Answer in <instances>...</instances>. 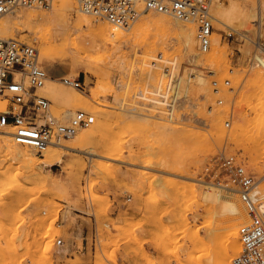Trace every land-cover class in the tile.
<instances>
[{
	"label": "rangeland",
	"instance_id": "1",
	"mask_svg": "<svg viewBox=\"0 0 264 264\" xmlns=\"http://www.w3.org/2000/svg\"><path fill=\"white\" fill-rule=\"evenodd\" d=\"M70 2L73 16L79 15ZM211 5L212 16L215 10L223 22L213 17L212 36H219L221 51L197 66L188 63L174 33L149 32L144 42L82 49L79 33L48 22L11 32L37 50L34 36L40 34L64 47L56 61L39 63L48 80L57 81L58 92L85 98L86 104L69 108L46 97L58 123L78 110L95 121L76 133L85 137L82 146L59 149L52 162L23 164L0 149V264H213L228 224L219 208L238 200L230 187L255 183L264 192V119L256 111L263 98L251 88L264 52V0ZM159 39V46L150 45ZM61 76L80 78L83 90L63 85ZM214 78L229 79L235 89L233 95L223 90L222 105L211 91ZM2 99L0 111L8 104ZM74 139L59 143L69 147ZM215 184L228 186L220 189L225 199L205 201ZM241 216L239 222L243 208ZM78 221L87 222V253L61 259L56 241L65 244ZM129 254L145 260H119Z\"/></svg>",
	"mask_w": 264,
	"mask_h": 264
},
{
	"label": "built area",
	"instance_id": "2",
	"mask_svg": "<svg viewBox=\"0 0 264 264\" xmlns=\"http://www.w3.org/2000/svg\"><path fill=\"white\" fill-rule=\"evenodd\" d=\"M53 1L0 0V17L15 9L48 11ZM72 1L80 13L94 21L104 20L111 26L128 28L145 11L171 16L181 22L193 24L200 53H207L210 49L213 33L210 8L213 0ZM226 36L229 38L232 33L228 32ZM158 65L161 70L166 71L163 61L158 62ZM259 65L264 70V52ZM208 74L214 75L210 72ZM47 79L48 75L39 63L38 50L34 45L17 38H0V97L8 102L7 109L0 111V127H12L14 142L37 152L61 140L72 138L80 129L88 128L95 121L92 113L78 110L67 122L58 123L50 111V100L36 93ZM60 82L76 90H83L84 83L80 78L61 76ZM210 86L212 93L218 96V105L223 104V90L228 95L235 93L229 79L219 81L214 78L210 81ZM230 124L229 113L224 126L229 128ZM252 186L234 188L244 210V217L238 226L240 250L232 258V264H264V195L254 193ZM56 244L60 246L62 240L58 239Z\"/></svg>",
	"mask_w": 264,
	"mask_h": 264
},
{
	"label": "bare ground",
	"instance_id": "3",
	"mask_svg": "<svg viewBox=\"0 0 264 264\" xmlns=\"http://www.w3.org/2000/svg\"><path fill=\"white\" fill-rule=\"evenodd\" d=\"M70 1L71 0H56V3L53 5V7H51V9L48 10V12H44V10L37 11L31 9L30 10L15 9L9 12L8 14H6L8 16L5 19H0V38L11 39L13 38L12 35L13 30H21L22 28H27L30 31H33L35 30V28L39 27L42 23L48 22L50 24L57 26L60 30H67L69 28H72L74 32L79 33L82 40L81 42L82 49H89L99 45L105 46L107 44L126 45L130 43L133 39L143 40L144 42V39L147 38V34H148V38H150L149 32H152V34L153 32H158L161 34L167 32V33H174L179 36L181 43L183 45L185 56L187 57V61L193 66H197L199 63L201 64L200 61H202L201 60L202 58L205 59L206 61L212 60L216 56V54L215 56L213 55V52L221 51L220 38L218 35H213L211 36V48H210L211 50L208 51L206 54L200 53L197 47L196 28L193 26H187L186 24L189 23L181 22L168 15L156 13V15L158 16H150L148 15V13H146L143 16L141 15L140 18L128 28L111 26L104 21H102L98 26H94L93 24L95 21L94 20L91 21L89 17H87L82 13L80 15V12L77 9L76 10L79 12V15L73 16L72 14L73 9L71 8ZM218 4H215V6ZM211 7L214 9V6L211 5ZM216 8L218 7L216 6L215 9ZM214 11L212 12L213 13L212 17H214L219 24H222L223 23L222 20L219 18V16L216 13H214ZM168 17L173 18L174 21L173 20L171 21ZM179 22L181 24H179ZM86 30H88V33H83ZM34 38L36 42H38L39 44L38 52H40V57H39L40 59L44 58V59H50L51 61L52 60L56 61V59H58L61 56L59 52H62L64 50V47L55 46L53 37H45L44 35L40 34V35H35ZM133 44L136 45L135 43ZM160 44H161V39H159L158 42L152 41L150 43L152 47L159 46ZM197 62L199 63L197 64ZM46 82L47 84L45 83L46 85H44L42 88L38 90L40 94H43L45 97L50 98L55 103L65 104L69 108L82 107L85 109L84 107L86 104L85 98L70 94L63 95L53 87V84H55V82L57 81L47 79ZM172 83H174L173 78H172ZM251 88L253 89V92L262 94L263 101L258 103V106L256 107V111L258 113V117L259 118L262 117L264 119V70L261 67L253 73ZM2 105L3 103H1L0 107ZM70 114L71 112H67L65 113V116L68 117L70 116ZM12 130L13 129L10 126L0 127V149L3 150V155L5 158L11 160L22 159L23 164L36 160H39L38 163L52 162L53 160L59 157V151H58L59 149H64V148L74 149L76 147L82 146L85 143V137L79 134H75L72 137V139L75 138L73 140L72 146L68 147L62 143H57L54 145L47 146L42 151L38 152V154H36L37 150L33 148H30L28 146H20L18 144L13 143V138L11 136ZM17 183L21 184L18 181ZM15 186H17V184ZM20 186L22 187L23 184ZM257 186L258 184L253 183L252 186L253 192L264 195V192H262L261 190H257ZM211 187H212L211 193L209 191H208L209 193L206 191L208 194H205L204 197L205 201L208 200L209 202L210 201L221 202L223 198L225 199L224 195L220 193V189H224L225 187H228L227 185L215 184L212 185ZM22 188H26V187H22ZM230 189H232L233 194L236 195L234 187H230ZM226 198L229 199V196H227ZM230 201L231 200H229V202ZM219 210L223 212L224 220H226L228 224L225 230L224 238L219 241L220 247L216 246L218 247L217 249L218 253L216 251L215 257L213 258L214 261L212 263L232 264L231 263L232 258L240 250V242L238 240L239 237L238 226L241 223V221L239 222V219L240 216L242 215V207L241 204L236 199V201H231V204L227 207L222 205V207L219 208ZM198 241H202V239L198 238ZM213 254L214 252L212 253V256ZM210 258L212 259V257H209V259ZM198 263L200 262L198 261Z\"/></svg>",
	"mask_w": 264,
	"mask_h": 264
},
{
	"label": "crops",
	"instance_id": "4",
	"mask_svg": "<svg viewBox=\"0 0 264 264\" xmlns=\"http://www.w3.org/2000/svg\"><path fill=\"white\" fill-rule=\"evenodd\" d=\"M53 71H57L56 65H49ZM89 230L87 227V222L78 221L75 225L71 227L69 237L62 242L61 251L59 256L61 259L71 257L73 259V254L86 255L87 253V238ZM65 246V247H64ZM151 257L155 255L152 249L149 250ZM119 260H145L142 256H137L134 254L124 255L119 258Z\"/></svg>",
	"mask_w": 264,
	"mask_h": 264
}]
</instances>
